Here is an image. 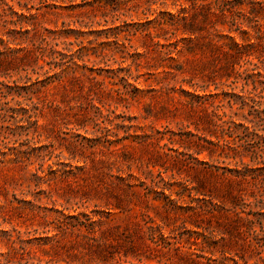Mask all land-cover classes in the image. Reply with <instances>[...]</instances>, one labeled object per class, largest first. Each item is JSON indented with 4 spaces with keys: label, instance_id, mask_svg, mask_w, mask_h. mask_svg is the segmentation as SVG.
I'll list each match as a JSON object with an SVG mask.
<instances>
[{
    "label": "rangeland",
    "instance_id": "1",
    "mask_svg": "<svg viewBox=\"0 0 264 264\" xmlns=\"http://www.w3.org/2000/svg\"><path fill=\"white\" fill-rule=\"evenodd\" d=\"M204 3L0 0V264H264V14Z\"/></svg>",
    "mask_w": 264,
    "mask_h": 264
},
{
    "label": "trees",
    "instance_id": "2",
    "mask_svg": "<svg viewBox=\"0 0 264 264\" xmlns=\"http://www.w3.org/2000/svg\"><path fill=\"white\" fill-rule=\"evenodd\" d=\"M203 1H205V3L202 4L201 6L202 9H205L206 11L202 15L205 21H207L212 15L217 16V14L219 13L222 19L229 20L233 26H236L237 28L236 30H238L239 33L242 35L248 34L247 30L256 28L259 22V17L264 14L263 2H260L258 0H251L250 3L252 4L251 12H249V15L245 16L244 18V20L248 24V29L246 30L241 26L244 23L238 21L236 18V15L239 13V11L244 12L242 7L247 4L245 0H212V1L203 0ZM188 27L192 28V25L190 24ZM228 38L231 41V46L229 47V49L231 52H233V55L235 57H237L238 55L242 56L244 54L249 56V53L246 52L245 50H247V47H252L253 46L252 44H248V45L241 44L237 42L233 36H229ZM258 75L259 77H262L261 72H259ZM253 77L254 76L247 77L246 80L247 81L252 80L251 78ZM253 82H255V80H253ZM236 176L242 179L243 178L246 179L248 175L246 173H242L238 171ZM244 206H245L244 208H246L247 206H250V204L245 203Z\"/></svg>",
    "mask_w": 264,
    "mask_h": 264
}]
</instances>
